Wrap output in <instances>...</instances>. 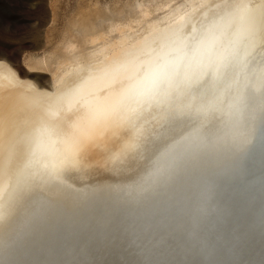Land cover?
Instances as JSON below:
<instances>
[{
    "label": "bare ground",
    "instance_id": "6f19581e",
    "mask_svg": "<svg viewBox=\"0 0 264 264\" xmlns=\"http://www.w3.org/2000/svg\"><path fill=\"white\" fill-rule=\"evenodd\" d=\"M252 2H119L25 68L0 50V264H147L142 240L159 259L171 243L181 264H264Z\"/></svg>",
    "mask_w": 264,
    "mask_h": 264
},
{
    "label": "rangeland",
    "instance_id": "374dc122",
    "mask_svg": "<svg viewBox=\"0 0 264 264\" xmlns=\"http://www.w3.org/2000/svg\"><path fill=\"white\" fill-rule=\"evenodd\" d=\"M130 1L143 0H0V50L3 49V52L6 50L7 55L25 68L31 56L39 57L52 51L58 53L62 51L68 39L80 40L73 25L77 17L84 14H89L91 17L98 16L102 11L119 2ZM253 2L256 3L257 0ZM180 5L181 1L177 6ZM187 6L191 8L189 3ZM163 15L164 13L159 11L152 17L154 19L150 18V20L154 21ZM173 21L176 22L170 15L161 23L167 25L174 23ZM140 34L141 32L138 33ZM115 37H119V34L117 33ZM80 48L85 51L84 53L89 51L83 44ZM86 59L90 60H88L89 64L100 60L99 57ZM106 168V162L98 161L96 171L99 182L104 181Z\"/></svg>",
    "mask_w": 264,
    "mask_h": 264
},
{
    "label": "water",
    "instance_id": "95a60500",
    "mask_svg": "<svg viewBox=\"0 0 264 264\" xmlns=\"http://www.w3.org/2000/svg\"><path fill=\"white\" fill-rule=\"evenodd\" d=\"M221 213H222V210L219 209L218 207L217 208H213L212 209V213H209V216L206 214V222L210 223L212 226L213 224L216 226V223L218 222V218L219 216H221ZM209 218V219H208ZM154 233V230L153 229H149L148 231H146V234L148 236H151L152 234ZM179 240V239H178ZM143 246H148V250L151 251V255L149 254V252L147 253L146 252V256H148V262L147 264H181L179 263L178 261L179 260H183V257L181 256L182 254H184L183 252L180 254L178 252H176L173 247H171L169 244V242H161L160 245V248H159V253L161 254V259H159L158 257L154 258L152 257L153 255V251L154 249L156 248V246H158V244H155V245H152L153 243H150V244H144L143 240L141 241ZM163 243V244H162ZM185 244H189V241L188 240H185L184 242ZM164 244H168L167 246H165ZM147 250V249H146ZM189 251V250H188ZM190 256L193 257V255L189 252ZM177 257V258H175ZM144 259V258H143ZM178 262V263H177ZM227 264H230V263H227Z\"/></svg>",
    "mask_w": 264,
    "mask_h": 264
}]
</instances>
